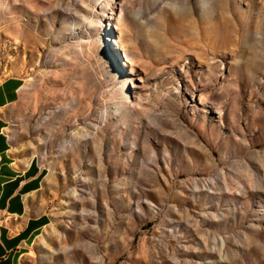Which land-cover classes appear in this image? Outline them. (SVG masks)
Here are the masks:
<instances>
[{
  "label": "rangeland",
  "instance_id": "374dc122",
  "mask_svg": "<svg viewBox=\"0 0 264 264\" xmlns=\"http://www.w3.org/2000/svg\"><path fill=\"white\" fill-rule=\"evenodd\" d=\"M9 77L23 264H264V0H0Z\"/></svg>",
  "mask_w": 264,
  "mask_h": 264
},
{
  "label": "crops",
  "instance_id": "0c3cea01",
  "mask_svg": "<svg viewBox=\"0 0 264 264\" xmlns=\"http://www.w3.org/2000/svg\"><path fill=\"white\" fill-rule=\"evenodd\" d=\"M23 87L20 77L0 82V264H23L24 251L51 221L43 193L48 169L22 153L10 132Z\"/></svg>",
  "mask_w": 264,
  "mask_h": 264
},
{
  "label": "bare ground",
  "instance_id": "6f19581e",
  "mask_svg": "<svg viewBox=\"0 0 264 264\" xmlns=\"http://www.w3.org/2000/svg\"><path fill=\"white\" fill-rule=\"evenodd\" d=\"M1 82V81H0Z\"/></svg>",
  "mask_w": 264,
  "mask_h": 264
}]
</instances>
